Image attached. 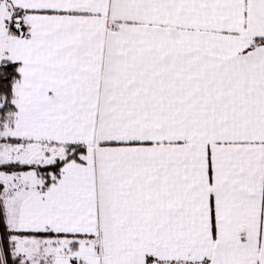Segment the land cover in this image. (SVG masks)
<instances>
[{"label":"snow or ice","instance_id":"snow-or-ice-1","mask_svg":"<svg viewBox=\"0 0 264 264\" xmlns=\"http://www.w3.org/2000/svg\"><path fill=\"white\" fill-rule=\"evenodd\" d=\"M0 264H264V0H0Z\"/></svg>","mask_w":264,"mask_h":264}]
</instances>
